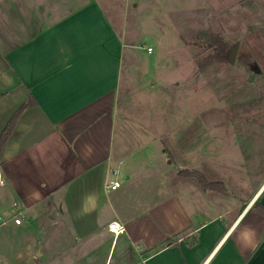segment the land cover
Wrapping results in <instances>:
<instances>
[{
  "label": "crops",
  "instance_id": "obj_1",
  "mask_svg": "<svg viewBox=\"0 0 264 264\" xmlns=\"http://www.w3.org/2000/svg\"><path fill=\"white\" fill-rule=\"evenodd\" d=\"M144 1L0 0V138L25 106L0 150L4 231L26 236L17 257L34 264L74 245L59 249L65 235L80 245L69 264H264V82L239 152L208 150L193 130L172 157L161 131L121 110L124 69L148 63L128 22ZM223 168L229 178L213 175ZM113 220L125 231L112 232Z\"/></svg>",
  "mask_w": 264,
  "mask_h": 264
},
{
  "label": "rangeland",
  "instance_id": "obj_2",
  "mask_svg": "<svg viewBox=\"0 0 264 264\" xmlns=\"http://www.w3.org/2000/svg\"><path fill=\"white\" fill-rule=\"evenodd\" d=\"M129 9L131 37L148 63L135 66V75L124 69L121 110L153 132L161 131L157 143L162 141L175 159L178 136L193 130L204 137L202 147L208 150L239 152L242 134L256 132V124L246 125L243 119L255 113L257 84L264 82L258 74L264 68V0H145ZM169 168L173 175L178 164ZM225 172L223 168L213 175L220 178ZM229 173L230 178L235 174ZM6 224L0 222L2 264H34L26 256L17 257L25 252L26 236L6 233ZM75 237L62 236L59 249L74 245L54 249L50 264L76 262L80 245ZM111 258L108 264H116V256Z\"/></svg>",
  "mask_w": 264,
  "mask_h": 264
},
{
  "label": "trees",
  "instance_id": "obj_3",
  "mask_svg": "<svg viewBox=\"0 0 264 264\" xmlns=\"http://www.w3.org/2000/svg\"><path fill=\"white\" fill-rule=\"evenodd\" d=\"M24 107L25 106H22L18 110V112L10 120V122H9L8 126L6 127V129L3 131L2 135H1V138H0V150H1V147H2L3 143L5 142L7 137L9 136L11 130L15 126L17 118H18L19 114L22 112V110L24 109ZM179 173L181 175L187 177V178L195 180L196 182H198L202 186H205L207 188H211L213 190H216V191H219V192H222V193H228V190H227L225 184L223 183V181H220V180L211 181L200 170L181 169L179 171Z\"/></svg>",
  "mask_w": 264,
  "mask_h": 264
},
{
  "label": "built area",
  "instance_id": "obj_4",
  "mask_svg": "<svg viewBox=\"0 0 264 264\" xmlns=\"http://www.w3.org/2000/svg\"><path fill=\"white\" fill-rule=\"evenodd\" d=\"M148 50H149V51H152V47H149ZM117 173H118V171H117V170H114V174H117ZM120 185H121L120 181H119L118 179H116V178L112 179V180L109 182V184H108L109 188L112 189V190H115V189L119 188ZM20 213H21V216H16V217L14 218V221H15L17 224L22 223V221H23V219H24V215L22 214V211H21ZM0 222H5V219L0 218ZM108 228H109L112 232H114V233H116V234H119V233H122V232L125 231V227H124V225H123L121 222L117 221V220H113V221L109 222V224H108Z\"/></svg>",
  "mask_w": 264,
  "mask_h": 264
},
{
  "label": "water",
  "instance_id": "obj_5",
  "mask_svg": "<svg viewBox=\"0 0 264 264\" xmlns=\"http://www.w3.org/2000/svg\"><path fill=\"white\" fill-rule=\"evenodd\" d=\"M237 49H238V44H236L235 46L232 47L231 57H230L231 62H234V60H235Z\"/></svg>",
  "mask_w": 264,
  "mask_h": 264
}]
</instances>
